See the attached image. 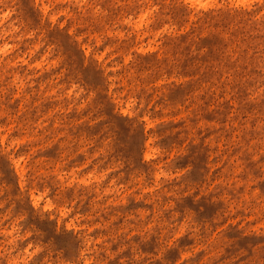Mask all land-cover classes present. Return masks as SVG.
Segmentation results:
<instances>
[{
	"label": "clouds",
	"instance_id": "1",
	"mask_svg": "<svg viewBox=\"0 0 264 264\" xmlns=\"http://www.w3.org/2000/svg\"><path fill=\"white\" fill-rule=\"evenodd\" d=\"M0 264H264V0H0Z\"/></svg>",
	"mask_w": 264,
	"mask_h": 264
}]
</instances>
